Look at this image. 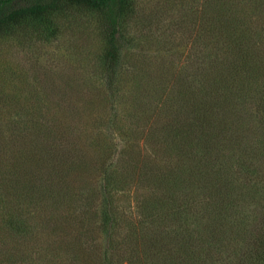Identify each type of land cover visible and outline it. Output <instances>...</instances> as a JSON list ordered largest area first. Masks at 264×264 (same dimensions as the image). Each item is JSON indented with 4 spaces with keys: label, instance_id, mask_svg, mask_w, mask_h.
<instances>
[{
    "label": "rangeland",
    "instance_id": "1",
    "mask_svg": "<svg viewBox=\"0 0 264 264\" xmlns=\"http://www.w3.org/2000/svg\"><path fill=\"white\" fill-rule=\"evenodd\" d=\"M207 1L134 0L133 12L123 23L125 45L119 74L113 79L105 70L108 42L102 18L87 6L65 4L50 14L45 26L29 21L0 29V129L31 125L42 117V122L59 130L57 143L63 149L88 162V169L93 167L78 173L83 180L72 182L70 193L65 180L60 182L58 208L46 206L43 212L41 202L36 207L28 200L20 204L21 215L12 210L21 221L31 218L27 227L21 223V233L8 228V205L0 203V264L9 253L19 264H106L108 240L117 244L107 255L111 264H138V255L131 250L136 251L139 244L131 238L137 235L140 243L147 218L136 198L149 192L141 189L143 183L140 188L133 184L106 199L100 192L106 184L102 173L119 170L139 175L145 173L146 160L175 163L176 155L168 149L161 155L154 152L170 135L161 125L187 123L182 94L207 102L206 95L197 90L216 79L212 67L225 61V54L214 47L202 25L204 11L210 10ZM245 9L250 11L244 16L252 26L263 30L264 9ZM254 47L255 53L264 52V37ZM246 95L248 99L242 102L252 118L249 127L255 128L256 136L264 137V73L259 72L255 87ZM7 135L10 141L14 138L10 131ZM243 138L254 141L252 134ZM226 151L231 149L226 147ZM56 167L61 169V162ZM35 168L38 173L48 171L42 164ZM110 191L112 195L113 188ZM243 206L250 211L248 203ZM105 209L119 216L113 229L106 227ZM168 224L159 229V239L165 237L162 229H168Z\"/></svg>",
    "mask_w": 264,
    "mask_h": 264
},
{
    "label": "trees",
    "instance_id": "2",
    "mask_svg": "<svg viewBox=\"0 0 264 264\" xmlns=\"http://www.w3.org/2000/svg\"><path fill=\"white\" fill-rule=\"evenodd\" d=\"M65 4L87 6L100 14L108 42L105 70L113 79L119 74L117 69L125 45L123 23L133 12L134 0H0V29L15 28L29 21L48 23L50 14ZM246 7L252 11L264 9V0H241L239 5L231 0L207 1L211 12L204 11L202 25L210 33L214 47L225 54V61L213 65L216 79L197 90L206 95L207 102L198 96L182 94L189 121L181 124L167 121L161 125L170 135L161 143L160 150L154 152L161 155L168 149L175 153V163L146 160L145 173L139 175L119 170L102 173L105 194L102 186L100 192L106 199L133 184L140 188L143 183L141 189L149 192L136 198L138 208L147 218L140 243L137 235L131 238L139 244L136 251L131 250L132 255H138L135 261L138 264H264V137L256 136L255 128L249 127L252 118L244 111L247 104L244 106L242 102L255 87L259 72L264 73V60H260L264 59V52L255 53L254 47L263 39L264 28L258 31L252 26L244 16L250 13ZM23 124L0 129V203L8 205V228L18 233L24 229L21 223L27 227L31 222V218L23 217L21 221L11 212L15 209L21 215L22 201L30 200L36 207L41 202L43 212L46 206L58 208L55 206L61 202L60 182L65 180L66 192L70 193L72 182L83 180L78 173L93 169H88V162L81 161L72 150L67 152L57 143L59 130L42 122V117L31 125ZM8 131L14 135L11 141ZM251 134L254 141H244V135ZM226 147L231 151L225 152ZM18 152L20 156H16ZM58 162L61 169L56 167ZM127 163L133 166L132 160ZM39 164L48 170L46 174L38 173L35 167ZM107 188H113L112 195ZM97 190L95 186L94 193ZM243 202L250 205V211ZM104 211L106 227L113 229L119 216L111 213V209ZM165 224L169 228L162 229L165 237L159 239V229ZM107 242L104 260L111 264L107 255L117 244L113 240ZM3 258L7 260L1 264L17 261L10 253Z\"/></svg>",
    "mask_w": 264,
    "mask_h": 264
}]
</instances>
